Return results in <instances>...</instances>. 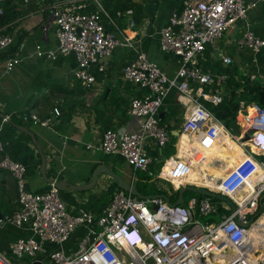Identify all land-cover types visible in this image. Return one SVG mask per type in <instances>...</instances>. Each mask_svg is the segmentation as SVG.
Listing matches in <instances>:
<instances>
[{
    "label": "built area",
    "instance_id": "2783aa9c",
    "mask_svg": "<svg viewBox=\"0 0 264 264\" xmlns=\"http://www.w3.org/2000/svg\"><path fill=\"white\" fill-rule=\"evenodd\" d=\"M7 1L0 0V22ZM101 1L69 0L54 5L52 16L58 47L43 51L38 46L36 52L38 57L48 60L73 53L78 63L75 77L88 88L96 82L88 71L91 66L110 58L118 47H133L130 35L119 38L107 30L103 17H108L112 24L114 21ZM90 3L97 6L95 12L87 11ZM256 5V2L248 4V0H185L183 10L174 12L161 31L162 52L181 58L182 65L176 76L169 78L140 52L123 70L127 82L150 92L131 102L130 113L140 121L139 128L136 131L108 130L100 142V149L105 154L124 158L132 166L135 176L137 172H143L173 185V179L164 175L169 161L156 175L151 169L154 158L149 155L146 144L152 141L164 149L170 143V134L161 125L159 116L171 90H177L179 99H186L188 103L183 134L195 138L198 147L205 150L212 149L221 134H229L247 155L221 180L217 189L205 187L232 202L224 203L226 212L221 213L216 201L208 197L192 196L182 205L173 206L162 198L146 201L121 189L101 214L72 215L54 183L47 192H30L26 181L27 167L4 155L0 159V169L11 173L15 179L20 207L0 220V230L11 225L31 232L30 238L19 239L11 245L12 256L17 259L28 257L31 259L28 264H264V237L258 234V240L254 242L250 235L254 228L261 227L260 221L264 217V163L257 159L264 154V110L258 105L242 106L241 117L237 119L240 135L232 134L204 104L205 101L214 105L222 103L226 76L205 72L198 62L208 46L221 41ZM131 25H134L133 21ZM12 45V37L0 34V51ZM239 46L256 54L262 53L264 38L247 28ZM224 60L230 62L229 57ZM21 62L15 56L7 58L6 72H11ZM255 79V76L251 77L252 81ZM209 86L212 88L207 91ZM54 113L60 116L61 110L55 108ZM32 119L42 126L51 123L36 115H32ZM4 120L8 121L9 117ZM246 135L248 141H244ZM87 147L94 146L88 144ZM3 151L0 140V153ZM172 159L177 163L173 170L183 171V159L178 156ZM254 174L255 180L251 181ZM248 184L251 187L245 191ZM214 216L218 217L217 221L207 220ZM81 227L86 228L87 233L80 240L78 250L66 253L62 249L64 244ZM48 245H58L61 249L40 256ZM0 264L13 263L0 252Z\"/></svg>",
    "mask_w": 264,
    "mask_h": 264
},
{
    "label": "crops",
    "instance_id": "0c3cea01",
    "mask_svg": "<svg viewBox=\"0 0 264 264\" xmlns=\"http://www.w3.org/2000/svg\"><path fill=\"white\" fill-rule=\"evenodd\" d=\"M68 1L29 0L25 3L8 0L4 5L5 14L0 22V34L12 37L13 45L0 51V140L4 145L0 159L8 155L12 160L27 167L26 181L30 192H47L50 183L46 182L42 174L43 161L36 146V139L47 159L48 180H63L69 185H88L93 182L96 169L106 167L138 190L139 177L134 175L132 166L119 155L105 154L100 149V142L108 130L136 131L139 128L140 121L130 113L131 102L134 98L148 96L150 92L127 82L123 77V70L137 59L140 52L145 53L169 78L176 76L182 65L181 58L162 52L161 31L168 25L174 12L183 10L185 0H102L103 8L114 21L112 24L108 17H103L107 30L119 38L130 35L133 47H118L110 58L91 66L88 71L95 77L96 82L90 88L75 77L78 63L73 53L59 56L56 60L36 55L38 46L43 51L57 49L58 39L52 7ZM255 2L257 5L249 10L245 20L236 23L221 41L208 46L198 58L205 72L226 76L223 98L231 96L236 83L244 84L245 81H250L264 85V52L256 54L239 46V40L247 28L264 38V0H248V4ZM96 10L97 6L90 3L87 11L92 13ZM128 11H132V14H127ZM119 12L121 16L118 15ZM131 21L134 25H131ZM12 56L20 58L22 62L11 72H6L5 62ZM226 57L230 58L229 63L225 62ZM252 76L256 77L253 81ZM211 88L212 86H209L206 89L208 91ZM205 103L212 104L207 101ZM187 105V100L179 99V93L175 89L171 90L165 99L159 118L161 125L168 130L171 141L164 149H160L155 142H147L146 149L154 158L151 166L153 172L155 165L159 169L178 155L184 162L189 154V151L183 148L178 149L184 138L182 124L188 113ZM242 106L247 105L242 102L240 111ZM55 108L61 110L60 116L55 115ZM240 111L236 123L241 117ZM32 115L41 120H50L51 123L49 126L37 124ZM6 117H9L8 121L4 120ZM88 144L94 147L89 149ZM170 144L175 149L173 152ZM203 152L204 154L198 153L190 161L193 162L200 155L203 157L205 151ZM260 156L264 154L257 157L264 163V157L261 159ZM171 164L169 161L164 175L166 170L171 168ZM183 172L180 184H184L185 180L186 185L189 183L190 186L211 188L204 185L200 178H193L194 176L184 169ZM147 177L150 182L158 183L157 180L151 179L152 177ZM252 177H255V174ZM171 187L169 190L158 188L170 195L179 192L181 188H175L174 185ZM121 189L124 190L116 180L103 173L91 190H60V194L70 214L89 212L99 215L109 205L113 195ZM225 202L227 203L222 201L218 204L221 213L226 212L223 210V207L227 208ZM19 207L16 181L11 173L0 169V220L16 212ZM207 220L217 221L218 217ZM260 224L261 227L252 231L264 234V221L261 220ZM86 233V228H78L62 249L70 254L77 251L79 242ZM30 237L31 232L26 228L5 225L0 230V252L4 256L12 255L11 245L19 239ZM56 249L61 247L48 245L46 252L40 256H47ZM30 260L28 257L13 258L11 262L28 264Z\"/></svg>",
    "mask_w": 264,
    "mask_h": 264
},
{
    "label": "bare ground",
    "instance_id": "6f19581e",
    "mask_svg": "<svg viewBox=\"0 0 264 264\" xmlns=\"http://www.w3.org/2000/svg\"><path fill=\"white\" fill-rule=\"evenodd\" d=\"M183 136L184 138L181 140L178 149L183 148L187 152L189 151V154L186 155L185 161L183 162V169L189 174L200 178L206 186H213L217 189L221 180L224 179L233 168L241 164V162L247 158L243 148L229 134H221L214 146L215 148L212 150H205L201 147L200 150L195 138L187 136L186 134ZM196 147L197 151L195 150ZM192 150L195 151V153H193ZM202 150L205 151L203 157H197L193 162L188 163V161L198 153L204 154ZM253 151L257 152L254 148ZM250 180L254 181L255 178L251 176ZM173 182L175 181L173 180ZM250 187L251 186L248 184L245 191ZM252 232L253 231L250 232V235H252ZM262 237H264L263 233Z\"/></svg>",
    "mask_w": 264,
    "mask_h": 264
},
{
    "label": "trees",
    "instance_id": "16d2710c",
    "mask_svg": "<svg viewBox=\"0 0 264 264\" xmlns=\"http://www.w3.org/2000/svg\"><path fill=\"white\" fill-rule=\"evenodd\" d=\"M234 87L235 88L233 89V92H231V96L223 98L221 104L212 105L209 103H205V106L216 116L218 120H220L225 125V127L232 134L239 136L240 130L236 123V117L238 112L240 111L241 103L244 102L246 105L255 103L264 110V85L258 82L245 81L244 84H234ZM236 89L240 90V92H237ZM262 157L261 159H263ZM136 175L139 177V183L137 186L138 191L143 195H167L172 203H175L177 201L179 192H174L173 195H170L166 191H162L158 187H156L155 183L150 182L149 178L145 175V173L143 174L141 172H137ZM187 194H189V197H201L200 195L192 192L186 193L185 197L187 196ZM212 200L217 201L215 199ZM261 220L264 221V217H262ZM258 234L259 233L255 230L252 232L251 238L254 240V242L258 240ZM259 235L261 238H263L262 234Z\"/></svg>",
    "mask_w": 264,
    "mask_h": 264
},
{
    "label": "water",
    "instance_id": "95a60500",
    "mask_svg": "<svg viewBox=\"0 0 264 264\" xmlns=\"http://www.w3.org/2000/svg\"><path fill=\"white\" fill-rule=\"evenodd\" d=\"M30 135L33 136V134H31L29 132ZM35 139V138H34ZM249 136L246 135L244 137V141H248ZM36 142V146L42 156V161H43V165H42V174L43 177L45 178L46 182L48 183H54L60 190L62 191H88L91 190L95 187V185L98 182V179L100 177V175H102L103 173H106L108 175H110L114 180H116L120 186L128 193L137 196L140 199L146 200V201H150V200H154V199H158V198H162L164 199L166 202L170 203L173 206H178V205H182L185 202V194L187 192H192L195 194L200 195L201 197H208L211 199H215V200H219V201H227L229 203H232L228 198L214 193L209 189L206 188H202V187H198V186H190V185H185L182 186L179 190V195H178V199L175 203H172L170 198L167 195H151V196H146L143 195L142 193H140L135 187H133L132 185L126 183L122 178H120L117 174L111 172L108 168L106 167H98L96 169V171L93 174V182L91 184H81V185H69L68 182L66 181H58V180H48L46 178V168H47V159L46 156L41 148V146L39 145V143L37 142V140L35 139Z\"/></svg>",
    "mask_w": 264,
    "mask_h": 264
},
{
    "label": "rangeland",
    "instance_id": "374dc122",
    "mask_svg": "<svg viewBox=\"0 0 264 264\" xmlns=\"http://www.w3.org/2000/svg\"><path fill=\"white\" fill-rule=\"evenodd\" d=\"M248 15H249V13H248ZM227 34V33H226ZM170 147H171V152H173L175 149L172 147V144H170ZM184 154V153H183ZM182 154V155H183ZM199 157H202L201 155L199 156ZM193 160V159H192ZM171 168L170 169H168V170H166V176L168 175V177L170 178V176H171V178L175 181V182H173V184H174V186H175V188H178L180 185H182V184H180L181 183V178H182V176H183V174H184V172L183 171H181V172H175L174 170H173V166L175 165V164H177L175 161H174V159H172L171 160ZM188 163H191V161L189 160L188 161ZM183 165V162L181 163V166ZM162 166V165H161ZM160 166V168L158 169V166L157 165H155L154 166V172H155V174H157V172H159V170H161L162 169V167ZM167 167H169V166H167ZM181 169H179V171H180ZM193 178H195V176L193 177ZM198 178V177H197ZM151 179H154V180H157L158 181V183L156 184L160 189H163V190H169V189H171V186H172V183L171 182H169V181H167V180H159V179H157L156 177H153V178H151ZM199 179V178H198ZM195 180V179H194ZM160 181V182H159ZM204 183V182H203ZM178 184V185H177ZM184 184H185V180H184ZM211 188H214L213 186H210ZM214 189H216V188H214ZM169 192V191H168ZM186 198V200H188L189 199V194H187V196L185 197ZM222 202V201H221ZM220 201L219 202H217V204H220L221 203ZM206 219H204L203 221H205ZM5 257H7L10 261H11V259H13V258H15V257H13L12 255H7V256H5ZM26 260V259H25ZM27 262V261H26ZM28 262H31V260L30 261H28Z\"/></svg>",
    "mask_w": 264,
    "mask_h": 264
}]
</instances>
